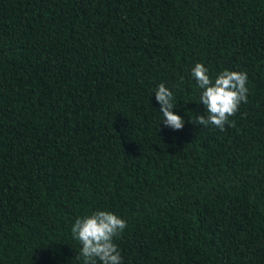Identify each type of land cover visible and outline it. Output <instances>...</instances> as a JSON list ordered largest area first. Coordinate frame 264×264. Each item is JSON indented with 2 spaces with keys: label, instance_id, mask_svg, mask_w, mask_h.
I'll return each instance as SVG.
<instances>
[{
  "label": "trees",
  "instance_id": "16d2710c",
  "mask_svg": "<svg viewBox=\"0 0 264 264\" xmlns=\"http://www.w3.org/2000/svg\"><path fill=\"white\" fill-rule=\"evenodd\" d=\"M197 62L247 73L234 126L191 122ZM96 210L122 264H264V0H0V264H83Z\"/></svg>",
  "mask_w": 264,
  "mask_h": 264
},
{
  "label": "clouds",
  "instance_id": "9594fccd",
  "mask_svg": "<svg viewBox=\"0 0 264 264\" xmlns=\"http://www.w3.org/2000/svg\"><path fill=\"white\" fill-rule=\"evenodd\" d=\"M191 75L201 90L199 102L206 110V114L194 116L191 122L223 130L241 103L247 102V73L226 69L212 78L208 68L197 62L191 69ZM155 100L160 105L163 125L172 130H182L184 118L173 111L177 102H173V92L163 83L155 90ZM229 126H234V121ZM126 228L125 220L107 210L77 217L71 226L72 238L80 245L76 258L83 264H122L114 241Z\"/></svg>",
  "mask_w": 264,
  "mask_h": 264
}]
</instances>
